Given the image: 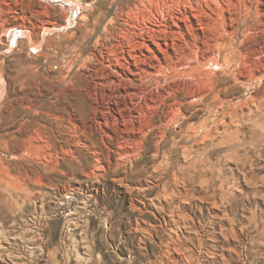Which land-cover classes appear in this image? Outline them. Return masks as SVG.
Returning a JSON list of instances; mask_svg holds the SVG:
<instances>
[{
	"label": "rangeland",
	"instance_id": "obj_1",
	"mask_svg": "<svg viewBox=\"0 0 264 264\" xmlns=\"http://www.w3.org/2000/svg\"><path fill=\"white\" fill-rule=\"evenodd\" d=\"M122 1L0 0L2 19L27 29L6 33L0 23V140L12 142L23 123L28 152L10 163L43 179L28 175L26 189L1 197L0 264H264V129L256 119L245 121L247 133L208 146L195 185L179 178L185 167L194 171L197 145L189 157L164 145L139 165L87 176L93 144L105 160L117 148L96 128L125 103L100 85ZM3 144L0 156L10 158Z\"/></svg>",
	"mask_w": 264,
	"mask_h": 264
},
{
	"label": "bare ground",
	"instance_id": "obj_2",
	"mask_svg": "<svg viewBox=\"0 0 264 264\" xmlns=\"http://www.w3.org/2000/svg\"><path fill=\"white\" fill-rule=\"evenodd\" d=\"M119 5L114 19L120 30L110 33L118 43L106 46L108 63L102 65L107 70L100 85L114 87L112 96L124 97L125 103L99 119L96 128L115 140L117 148L109 146L105 160L104 152L93 144L95 161L86 174L117 172L129 162L139 165L148 150L160 151L164 145L189 157L187 148L197 145L200 158L194 171L185 167L179 178L195 185L199 164L207 163L208 146L220 135L247 133V119H256L253 122L264 129L260 124L264 120V0H123ZM2 18L6 33L26 29ZM242 89L245 94L230 98ZM200 112L207 116L196 120ZM18 127L20 135H11L12 142L0 140L10 157L0 156V199L26 189L28 175L43 182L40 173L28 174V166L22 170L10 163L28 152V132L23 123ZM93 127L84 124L81 130L93 131ZM176 127L178 132L173 131ZM157 185L148 189L154 191Z\"/></svg>",
	"mask_w": 264,
	"mask_h": 264
}]
</instances>
